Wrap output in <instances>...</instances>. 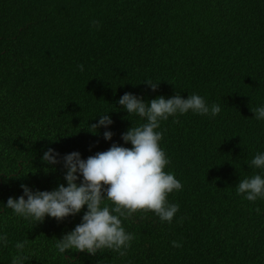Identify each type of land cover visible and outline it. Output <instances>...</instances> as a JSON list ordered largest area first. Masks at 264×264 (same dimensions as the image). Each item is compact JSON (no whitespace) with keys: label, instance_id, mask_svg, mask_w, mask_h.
I'll list each match as a JSON object with an SVG mask.
<instances>
[{"label":"trees","instance_id":"1","mask_svg":"<svg viewBox=\"0 0 264 264\" xmlns=\"http://www.w3.org/2000/svg\"><path fill=\"white\" fill-rule=\"evenodd\" d=\"M126 92L195 93L221 111L161 123L165 171L182 184L167 197L179 205L172 223L137 212L123 221L134 234L125 256L75 253L76 264H264V199L236 194L259 172L247 162L264 152V121L251 111L264 105V0H0V172L12 175L0 174V202L20 196L21 184L64 183L62 166L44 171L49 147L82 159L131 147L121 134L143 121L119 110ZM107 111L111 141L104 129L88 132ZM82 215L33 225L0 206V264H12L17 242L24 264H70L55 244Z\"/></svg>","mask_w":264,"mask_h":264},{"label":"clouds","instance_id":"2","mask_svg":"<svg viewBox=\"0 0 264 264\" xmlns=\"http://www.w3.org/2000/svg\"><path fill=\"white\" fill-rule=\"evenodd\" d=\"M79 67L83 71V66ZM144 83L152 91H156L159 84L150 80ZM117 103L127 117L134 116L143 121L138 126H132L131 122V127L121 134L123 145L130 144L131 147L112 143L108 150L87 159H82L78 151L61 156L49 147L41 157L44 171L46 174L55 172L58 165L62 166L64 183L57 184L51 191L33 190L27 184H21L20 196L9 197L6 204L0 202L2 208L10 209L16 217L33 225L45 222L46 218L62 222L83 211L80 223L63 233L55 244L57 252L70 264H76L78 260L75 253L94 257L104 250H111L125 256L134 234L125 230L123 221L137 212L150 211L161 223H172L179 205L169 203L167 197L182 190V184L171 171H165L170 161L160 146L163 139V132L159 130L161 123L169 118L178 122L175 118L188 113L215 118L221 111L219 105L210 106L204 97L195 93L186 99L175 94L145 100L126 92ZM251 111L257 121H264V105ZM110 112L97 115L99 119L89 124L91 131H87L99 135L104 129V140L111 141L113 132L109 129L114 122ZM247 164L259 172L240 180L236 194L249 202L264 199V152L255 154ZM0 174L5 175V182L12 176ZM7 243V236L0 234V248L6 247ZM172 246L181 245L172 241ZM15 247L17 255L12 264H24V242H17Z\"/></svg>","mask_w":264,"mask_h":264}]
</instances>
